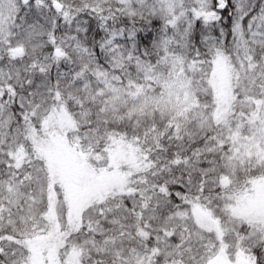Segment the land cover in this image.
Instances as JSON below:
<instances>
[{
    "label": "snow or ice",
    "instance_id": "snow-or-ice-1",
    "mask_svg": "<svg viewBox=\"0 0 264 264\" xmlns=\"http://www.w3.org/2000/svg\"><path fill=\"white\" fill-rule=\"evenodd\" d=\"M0 264H264V0H0Z\"/></svg>",
    "mask_w": 264,
    "mask_h": 264
}]
</instances>
